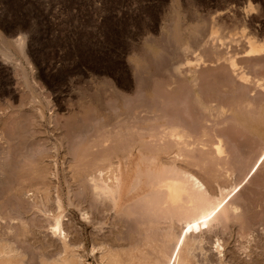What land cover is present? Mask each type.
Masks as SVG:
<instances>
[{"label": "bare ground", "instance_id": "obj_1", "mask_svg": "<svg viewBox=\"0 0 264 264\" xmlns=\"http://www.w3.org/2000/svg\"><path fill=\"white\" fill-rule=\"evenodd\" d=\"M173 6L164 30L176 44L134 51L129 59L132 81L122 84L129 85L131 97L107 77L88 94L80 93L76 105L89 106L85 111L75 106L76 113L94 123H81L79 116L80 132L72 146L77 159L69 174L60 166L62 149L68 148L63 133L44 129L50 154L36 147L33 134L25 140L9 134L10 142L0 148V264H264V216L256 212L259 207L254 210L255 198L242 201L252 174L263 164L264 149L260 153L259 148L260 164L240 173L222 130L229 124L257 133L264 142V74L259 70L252 77L248 71L264 61V39L247 31L264 19V8L253 15L251 5L243 13L236 9L232 16L237 23L230 20L237 25L231 28L226 21L230 15L221 12L209 32L203 24L193 25L185 38L182 11ZM19 37L15 45L24 53L25 38ZM4 49V58L11 59L13 54ZM22 70L25 88L34 91L28 103L43 119L45 103ZM236 79L260 88L262 95L246 92L247 86ZM48 165L52 184L44 182ZM68 175L85 182L86 193H74ZM66 211L73 219L65 220ZM42 217L48 219L40 224ZM256 217L262 227L258 235ZM236 226V248L230 246L225 258L223 236H233ZM208 250L216 251V257H209Z\"/></svg>", "mask_w": 264, "mask_h": 264}, {"label": "rangeland", "instance_id": "obj_2", "mask_svg": "<svg viewBox=\"0 0 264 264\" xmlns=\"http://www.w3.org/2000/svg\"><path fill=\"white\" fill-rule=\"evenodd\" d=\"M190 1L191 4L189 3V0H0V44L2 47L4 45V47L13 54L11 59L6 60V58L3 56V53H1V51H5V49L4 47L0 48V148L4 146L6 147V145L10 142L8 139L9 134L13 138L16 136V140L17 138L20 140H25V138L28 137V134H30L29 136L33 134V136L38 137L39 139H37L35 142L37 144L36 147L39 149L44 148L43 150L50 154L49 150L51 151L52 146L49 138H45L44 136L46 135L44 129L47 128L51 131L54 130L53 132L57 134L59 133V136L63 133L61 136H63L66 140V148H68L62 149L64 154H61L60 160L64 162L61 161L60 163L63 164H60V166H63L64 168L63 173L65 170L68 172L65 173L69 174V165L72 163V161L73 163L76 162L77 159L74 153L75 148H72V146L74 147L73 143L75 142V137L80 132V130L76 131V127H81V123L84 121L88 125V121L94 123L91 118L86 119L84 113H76L78 109L76 110L75 106L84 111L87 110L89 106V104H86L87 106H83L82 109V106L76 105L77 101H79L77 100L79 99V95L81 96L80 93L88 94V92L92 91L91 89L97 86V81L107 77L109 79L112 78L111 80L118 85L117 89H119L123 95L131 97L132 90L129 88V85L128 88H126L127 86L122 85L131 83L133 78V75L131 76L132 72L129 62L130 57L136 51L142 52L141 50H144L143 47H148V45H154L155 47L161 45V48L163 47L162 49H165L166 47L168 49L170 47H174V44H176L175 37L172 34H169L168 31L165 32L164 30V24L167 22L169 23L172 20L174 4H176L180 11H182L183 24H185V28L183 27L182 30L184 32L185 38L189 37L190 33H192L191 30L193 25L201 26L203 24L204 30L208 29L209 32L211 26L215 23V17L219 16L216 14H220L221 12L225 13V15H230H228L229 18L226 21L228 24L227 28L228 26L231 28V25H237L234 24L236 22L235 20H237L235 15L234 17L232 16L237 12V10V13H243L244 10L249 8L251 5L252 9L250 10V13L253 11L252 13L256 14L259 12V10H261V7L264 8V0ZM193 1H195V3ZM192 2L194 4H192ZM239 10L241 12H239ZM197 13L199 17L196 18L193 15ZM252 13L251 15H253ZM241 16L244 17L245 15L242 14ZM232 17L234 18L233 24L231 23V20L233 21ZM238 27L239 29H237ZM238 27H233L236 29L234 30L232 28V30H240L243 26L241 25ZM227 28L225 29L228 30ZM252 28L254 30L251 29L252 31H250V28H248L247 31L254 33L258 39H264L263 18L261 22L258 21L257 24L255 23L252 25ZM225 29L223 30L226 32ZM164 34H169L170 36H166ZM19 36H21L23 39L25 38L24 53H20L17 50V43L15 41L20 38ZM167 37L169 39H167ZM147 39H151L152 44H148V42H146ZM146 44L147 46H145ZM185 45L187 44L185 43ZM138 47H140L141 50ZM177 53L178 50H176L175 55H177ZM240 57L242 56H239V58ZM188 67L189 66L186 64L183 66V68ZM22 69L25 70V73L27 74V80L31 86L34 87L35 93L39 94L40 99L45 103L46 110L44 109V114L46 119H42L36 108L32 107L28 103V98L33 95L32 92L34 91H30L28 88H25L24 78L22 79ZM248 69L247 70L250 71L251 75H253L252 77H254L255 73L257 75V71L259 70L262 71L261 73L259 71V74H264V61L260 62L256 68V71H254L255 68L252 69V67L251 69ZM94 79H96V81H93ZM236 82L238 85L242 83L237 79ZM241 86H247L245 87L247 90L246 92L252 95H262L261 92L263 91L260 90V88L255 89L253 85L250 87L249 84L244 85V83H242ZM121 89H123V91ZM251 89H254V91L251 92ZM26 92L29 93V95ZM24 101L27 103L25 104ZM79 116L81 118L83 117V121ZM35 117H37L39 120H37ZM2 119L4 120L2 121ZM5 120H9L8 123ZM20 127L22 129H20ZM72 128L73 131H71ZM19 130H23V132L20 134ZM222 130L226 136V139L229 141L230 146L232 147L231 149L233 151L232 154L234 158H236L238 161L237 165L239 167L240 173H243L244 171L247 173L255 165V163L264 164V158L262 159V162H260L261 160L258 161V158L260 157L259 154L262 153L264 149V144L261 146V143L264 142H261L263 141L260 140L262 138H257V133H254L256 134L254 135L251 132L240 130L238 127H232V125L229 124ZM259 140L260 142H258ZM238 146L242 149L244 148L243 150L247 151L244 152L246 155L243 153V155L239 156L238 150L240 148ZM260 147L261 152L259 150ZM65 150L67 152H65ZM263 164L259 165V167H261H258L256 172L254 171V175L252 174L255 179H253V177L250 179V184L248 185V188L245 189L244 193L246 197L242 195L244 196L242 197V201L244 203L247 201L245 200L246 198L249 200L250 198L256 199L254 210L258 209L257 207H259V212L261 211V213H259L258 210H256V212L259 215L261 214L262 217L264 216V198H262L264 197V175H262L264 174ZM49 167L51 168V166H47L46 172H48V174L46 173V175L48 177L44 178V182L52 184L51 181H53L54 178L52 179L49 176ZM60 170H62V168ZM68 180H70L69 185L74 193H86L87 190L85 182H76L75 179H72L70 176L68 177ZM65 184L68 185L66 182ZM67 185H65V187ZM67 190L68 189L66 187V191ZM29 194L33 193L30 192ZM253 194L256 195L253 196ZM259 198H261L260 204L257 203L259 202ZM249 202L251 201L246 202V205ZM245 207L247 208L248 205ZM66 213L67 216L65 217V220H68V218L73 219V215L70 211H66ZM257 217L259 218V216ZM46 219L48 218H40V224L43 222L45 223ZM257 221L258 219L253 221V227L255 228L254 234L258 235L262 232L260 231V228L262 227H260V222ZM234 229L235 232L233 233V236H231L228 232L225 234V236H223L224 241L226 240L225 242L228 243L223 251L225 258H229L228 254L231 252L230 246H235L234 248H236L237 242H235V240H237L236 234L238 227L236 226ZM234 234L235 239L232 240V238H234ZM42 235L43 233L41 234V239L43 238L42 240L47 242L48 238H44V235ZM229 235L231 239H229ZM208 245H206V248L209 249L210 244ZM215 252L216 251L214 250H208L207 253L208 255L210 254L209 257H214ZM243 255L245 256V254H242V256Z\"/></svg>", "mask_w": 264, "mask_h": 264}]
</instances>
